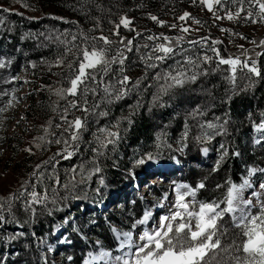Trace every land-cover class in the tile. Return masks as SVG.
Instances as JSON below:
<instances>
[{
    "label": "trees",
    "instance_id": "obj_1",
    "mask_svg": "<svg viewBox=\"0 0 264 264\" xmlns=\"http://www.w3.org/2000/svg\"><path fill=\"white\" fill-rule=\"evenodd\" d=\"M35 1L28 10L33 17L0 10V62L8 59L12 67H26L44 86L30 94L25 116L38 119V113L52 110L55 92L49 90L67 92L84 51L100 49L106 65L87 69L75 93L59 97L58 103L63 113L78 111L84 99L87 133L113 126L118 134L113 145L96 149L85 143L89 135H83L69 159L42 175L39 203L0 210V264H49L39 238L54 242L58 231L76 244L84 243L81 210L104 211L107 205V192L97 189L98 180L117 194L130 169L135 178L145 173L142 164L134 171L131 167L145 154L160 163L174 162L175 168L181 162L196 163L181 180L196 191V205L219 211L226 208L230 189L243 185L251 171L253 185L264 182V134L256 143L253 132L262 126L264 133V52L257 75L235 79L224 66L200 61L196 49L185 42L171 44L165 54L156 52L164 40L158 30L198 0ZM170 35L166 38L173 43ZM101 84L103 94L98 91ZM0 92H5L2 85ZM55 120H50V139ZM127 177V183L136 181ZM210 236L215 248L205 255L208 264L247 263L245 225L234 226L224 214ZM68 256L74 257L68 264H80L83 250Z\"/></svg>",
    "mask_w": 264,
    "mask_h": 264
},
{
    "label": "rangeland",
    "instance_id": "obj_2",
    "mask_svg": "<svg viewBox=\"0 0 264 264\" xmlns=\"http://www.w3.org/2000/svg\"><path fill=\"white\" fill-rule=\"evenodd\" d=\"M34 2L0 0V10L33 17L28 10L35 7ZM121 23L128 25L126 19ZM158 31L164 40L156 45V52L165 54L171 51L168 48L171 44L181 46L185 42L196 49L200 61H214L215 66H224L232 79L239 74L257 75V61L264 52V0H198L170 26ZM168 32L175 38L173 43L166 38ZM219 46H222V52L218 51ZM107 62L100 49L84 51L77 77L67 92H59V87L50 89L49 92H55L54 106L48 113H38V119L24 113L30 94L44 90L39 78L35 80L22 64L19 69L12 67L8 59L0 62V85L5 89L0 92L1 211L8 212L22 202L39 203L42 199L39 189H44L45 183L42 175L58 162L69 159L77 146H81L83 135H89L85 143L95 149L117 141L118 132L113 126H101L87 133L85 119L89 108L84 106V99L80 101L78 111L76 108L63 113L58 103L59 97L75 93L87 69L102 68ZM187 62L191 64L192 61ZM100 90L101 94L106 91L104 84L99 85ZM52 118L57 120L55 136L50 139ZM262 128L253 131L256 143L263 137ZM174 147L177 149V144H173ZM177 152L180 156L181 152ZM203 154L207 157L208 153L204 151ZM148 158L145 154L131 165L134 171L142 164L145 173L135 178L130 169L127 176L136 181L127 183L129 177L123 176L122 189L117 194L105 180H98L97 189L107 192V205L104 211L81 210L79 228L84 243L77 245L59 231L54 242L46 237L39 238L42 251L48 254L49 264H68L74 259L68 254L75 252L79 256L80 250H83L80 264H143L145 261L155 264L169 251L181 258V264H208L205 255L215 248L211 230L225 213L234 226L245 225L247 229L243 247L248 257L246 264H264V182L252 184L254 171L243 185L231 190L226 209L218 212L208 205L196 206L194 189L181 180L188 166L196 163L181 162V166L175 168L174 162L160 163L157 158ZM81 206L79 204V208Z\"/></svg>",
    "mask_w": 264,
    "mask_h": 264
},
{
    "label": "water",
    "instance_id": "obj_3",
    "mask_svg": "<svg viewBox=\"0 0 264 264\" xmlns=\"http://www.w3.org/2000/svg\"><path fill=\"white\" fill-rule=\"evenodd\" d=\"M143 264H146V261ZM155 264H181V258L176 253L169 251L160 258L159 263Z\"/></svg>",
    "mask_w": 264,
    "mask_h": 264
}]
</instances>
